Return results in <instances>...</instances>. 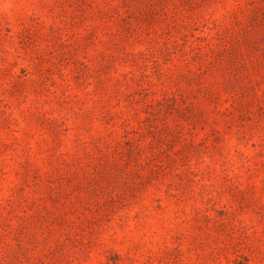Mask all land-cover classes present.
<instances>
[{
    "label": "rangeland",
    "instance_id": "rangeland-1",
    "mask_svg": "<svg viewBox=\"0 0 264 264\" xmlns=\"http://www.w3.org/2000/svg\"><path fill=\"white\" fill-rule=\"evenodd\" d=\"M0 264H264V0H0Z\"/></svg>",
    "mask_w": 264,
    "mask_h": 264
}]
</instances>
